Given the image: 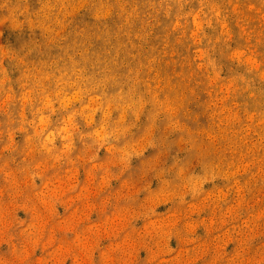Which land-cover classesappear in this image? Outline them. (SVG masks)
I'll list each match as a JSON object with an SVG mask.
<instances>
[{"label":"rangeland","instance_id":"374dc122","mask_svg":"<svg viewBox=\"0 0 264 264\" xmlns=\"http://www.w3.org/2000/svg\"><path fill=\"white\" fill-rule=\"evenodd\" d=\"M0 264H264V0H0Z\"/></svg>","mask_w":264,"mask_h":264}]
</instances>
